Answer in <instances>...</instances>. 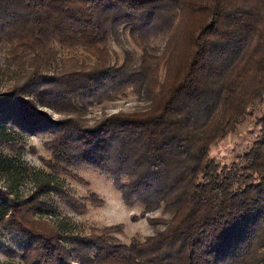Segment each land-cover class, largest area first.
<instances>
[{"label":"trees","instance_id":"obj_1","mask_svg":"<svg viewBox=\"0 0 264 264\" xmlns=\"http://www.w3.org/2000/svg\"><path fill=\"white\" fill-rule=\"evenodd\" d=\"M124 35L132 47L121 46L118 60L108 40L121 45ZM1 44L19 71L0 109L24 132L45 134L48 170L90 167L122 202L141 206L137 216L161 212L146 217L151 234L121 243V223L61 233L34 217L49 206L44 193L79 213L102 203L93 192L76 198L42 181L14 199L0 187V230L24 244L22 264H264V108L239 164L208 157L264 100V0H0ZM54 44L78 46L91 61L49 70ZM128 90L141 105L83 117Z\"/></svg>","mask_w":264,"mask_h":264},{"label":"rangeland","instance_id":"obj_2","mask_svg":"<svg viewBox=\"0 0 264 264\" xmlns=\"http://www.w3.org/2000/svg\"><path fill=\"white\" fill-rule=\"evenodd\" d=\"M180 29L181 26L175 30L177 36H179ZM120 42L121 45L108 40L109 53L112 56L116 55L118 60L121 56V46L132 47L127 35L122 36ZM162 42L163 38H158L153 41L152 45L159 48ZM53 46L55 56L50 61L49 70L54 66L60 67L62 63L70 64L73 58L78 62L91 61V56L78 46L73 48L61 47L57 44ZM9 48L10 46L7 44L0 45V96L5 94L8 85L19 71L15 65L8 64L10 60ZM142 102L138 96L128 90L116 99L89 104L85 107L83 117L90 120L101 113L128 110L134 105H141ZM36 106L49 117L62 116L49 107ZM263 108L264 100L249 107L243 119L231 131L209 146L208 157L214 159L219 166H223L225 169L232 164H239L242 153L259 134L256 118L261 114ZM0 137L13 143L16 142L21 147L19 151H16L0 144V187L4 188L14 199L28 196L42 181L56 183L76 198L85 197L93 192L102 199L100 205L94 206L86 203L85 210L76 213L54 195L44 193L43 196L49 201V206L36 212L34 217L48 220L61 233L85 234L90 227L121 223V232L115 235L121 243H127L131 236L142 239L145 235L151 234V226L146 217L160 216V209L148 211L141 217L137 216L141 206L136 201L122 202L119 191L114 187L111 179L100 175L90 167L72 168L66 173L50 172L45 165V161L49 158V151L44 146L45 134L24 132L17 125L14 117L2 109H0ZM71 175H77L83 182L74 179ZM131 214L136 217L130 218ZM23 247L24 244L21 241L0 230V264H22L19 255Z\"/></svg>","mask_w":264,"mask_h":264}]
</instances>
